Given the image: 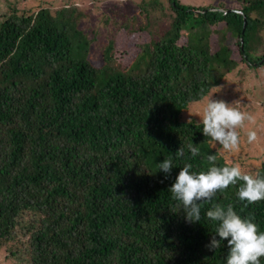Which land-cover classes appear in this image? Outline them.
<instances>
[{"label": "trees", "instance_id": "obj_1", "mask_svg": "<svg viewBox=\"0 0 264 264\" xmlns=\"http://www.w3.org/2000/svg\"><path fill=\"white\" fill-rule=\"evenodd\" d=\"M78 1L0 12V251L17 264H226L227 240L207 247L219 224L207 211L231 204L264 232V200H239L238 181L189 222L169 189L186 163L206 172L210 154L239 164L182 117L242 65L264 66V0H108L91 26ZM140 14L169 19L155 38ZM141 30L136 56H115Z\"/></svg>", "mask_w": 264, "mask_h": 264}, {"label": "clouds", "instance_id": "obj_2", "mask_svg": "<svg viewBox=\"0 0 264 264\" xmlns=\"http://www.w3.org/2000/svg\"><path fill=\"white\" fill-rule=\"evenodd\" d=\"M233 105L222 100H212L210 97L200 120L204 135L229 151L239 149L240 137L237 129L244 127L246 122H254L252 115ZM247 139L250 144L256 142V131H249ZM188 148L193 157L199 155V148L194 144H189ZM183 154L182 148L176 153L178 157ZM216 159V155L207 156L211 166L206 172L192 171L193 164L186 163L180 168L175 182L169 189L173 198L182 204L189 222H199L202 203L210 202L218 192L237 184L238 181L243 182L237 193L239 200L246 201L247 204L264 200V176L247 174L239 164L219 167L216 165ZM173 167V161L169 159H164L158 165L159 171L165 174H169ZM206 215L212 221L219 222L216 234L207 245L210 250L220 248L221 242L227 240L229 252L226 264H260V258L264 257V232L259 230L254 218L242 217L234 211L231 204L226 208L216 204ZM216 236L220 239L217 240Z\"/></svg>", "mask_w": 264, "mask_h": 264}, {"label": "rangeland", "instance_id": "obj_3", "mask_svg": "<svg viewBox=\"0 0 264 264\" xmlns=\"http://www.w3.org/2000/svg\"><path fill=\"white\" fill-rule=\"evenodd\" d=\"M58 1L63 0H0V5L3 3V5L0 6L2 10L0 12H2L3 15H6L8 12V8L6 9V7L11 4H17L20 8L29 6L34 9L43 5L46 6L53 4V6H57ZM161 1L167 5L168 0ZM217 1L218 0H196V3L197 5L206 4L216 8ZM78 3L80 4V7L89 14L88 24L90 26L98 19H101V12L107 10L108 6H110L108 0H79ZM219 3L223 4V6H228L226 0H219ZM133 8L134 11H132L131 14L138 10L136 6ZM4 9H6V11H3ZM137 16L136 19L140 21L137 25H144L147 21L149 24L147 31L154 34V37L155 33L158 31L156 25L158 24L159 28H162L166 24L165 22L169 19L168 17L162 18L161 16H159V18L156 14L149 15L147 20H145L143 14ZM100 30L105 31L103 28H100ZM147 31H135L129 38L128 35L121 38L125 41L118 43L117 51L115 50V56L121 55L120 52L122 51L124 53V55H122L123 60H132L139 51V45H141V43L145 44L146 41H149L150 36ZM99 40V44L101 45V42L103 41L102 37H100ZM211 41L215 44L219 42V37L216 34H213L211 36ZM183 42L184 40L181 39L180 43ZM233 46L234 45L231 44L229 46L233 51L232 56L235 59L239 58L240 54L236 47L233 49ZM263 50L264 45L262 47L260 45L255 54L259 57ZM240 68L244 69V75L240 74L239 70L231 72L220 87L211 91L202 102L192 104L188 112L184 114L182 118L186 121L193 120L200 123L203 108L208 103L210 97L212 100H222L229 105L234 104L233 106L239 108L240 111L252 115L254 117L253 123L246 122L244 127L237 129L240 137L239 149L229 151L223 149L221 145V150L227 158L239 163L243 170L253 174L254 171L259 168L264 155V66L255 71L250 70V68L245 65H242ZM249 131H256L257 133V141L251 144L248 143L247 139V133ZM7 255L8 251L5 250V248H2L0 251V264H17L15 258H13V261Z\"/></svg>", "mask_w": 264, "mask_h": 264}]
</instances>
